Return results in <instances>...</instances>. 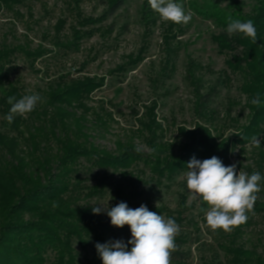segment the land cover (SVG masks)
<instances>
[{
	"label": "trees",
	"instance_id": "trees-1",
	"mask_svg": "<svg viewBox=\"0 0 264 264\" xmlns=\"http://www.w3.org/2000/svg\"><path fill=\"white\" fill-rule=\"evenodd\" d=\"M42 1L46 7L48 0ZM61 1L67 5L73 22L68 28L67 19L57 20L53 37L48 38L57 49L55 52L42 45L33 49L28 44L23 47L0 43V117L4 130L0 133V264H102L95 245L113 241L112 237L120 234L131 235V232L127 225L123 228L112 226L107 213L93 214L94 205L90 200L103 199L114 184L113 207L125 202L130 208H138L144 203L145 195L138 190V175L145 176L149 171L156 186L167 183L174 186L188 171L187 164L193 157L204 160L216 156L225 166H230L235 164L232 156L238 151L242 160L236 163V169L249 175L258 171L262 176L259 184L264 185V0H248L252 5L248 13L236 3L227 8L200 7L191 3L196 15L215 27L211 41L218 53L226 57V69L214 72L192 58L188 59L185 80L192 88L198 123L192 129H177V137L182 143L175 153L174 146L165 139L163 124L157 123V101L144 106L142 115L135 113L139 127L132 131L127 141L117 139L113 152L95 144V136L90 133L92 128L108 130V120L112 121L110 114H104V107L100 109L102 114L89 105L92 96L106 86L105 77L85 76L70 80L60 76L35 92L11 81L20 58L31 71L41 75L46 71H40L38 63L46 65L78 54L84 43L95 36L111 38L115 27L104 24L126 5L127 0H105L107 9L98 18L87 17L81 12L84 0ZM26 2L0 0V12H12L23 19L18 8L25 7ZM140 10L138 19L144 26L142 46L136 53L124 56L123 62L109 71V75L126 78L137 71L147 59L154 29L160 26L164 52L162 68L150 79L152 85L157 86L172 80L177 72L182 24L162 21L148 0ZM28 14L33 19L31 8ZM230 19L252 20L257 29L256 43L241 33L229 36L226 27ZM126 29L124 26L122 31ZM207 74L216 76L215 85H206L204 76ZM235 79L239 82L237 89L244 103L228 101L226 116L221 120L220 113L213 107L216 93L218 88L230 89ZM257 92L261 95L259 106L250 102ZM33 93H38L42 101L26 117L17 115L12 123H8L4 118L11 107L7 97L14 96L19 100ZM234 107H241L236 118L231 117ZM245 113L246 124L240 125L239 120ZM91 115L93 122L89 120ZM231 123L237 128L225 138L222 127ZM253 135L261 138L260 147L251 145ZM134 137L144 140L150 150L148 155L137 151ZM95 171L98 172L95 186L85 185L86 175ZM116 177L118 181L111 182ZM179 185L184 191L179 194L182 211L176 212L178 221L193 208L186 207V182ZM144 205L150 211L173 218L174 213L164 207L156 209ZM201 208H207V205L200 201L197 210L203 220ZM253 212L263 215L264 202H255ZM250 224H241L231 232L214 231L216 247H207L210 254L201 257L199 264H264V248L254 245L249 249L244 242L243 228ZM178 248L172 253L171 260L174 264H186L192 257L191 247L188 252Z\"/></svg>",
	"mask_w": 264,
	"mask_h": 264
},
{
	"label": "rangeland",
	"instance_id": "rangeland-1",
	"mask_svg": "<svg viewBox=\"0 0 264 264\" xmlns=\"http://www.w3.org/2000/svg\"><path fill=\"white\" fill-rule=\"evenodd\" d=\"M104 1L84 0L81 5V12L87 17L98 18L107 9ZM144 2L145 0H127L126 5L104 24L115 27L111 38L95 36L91 41L84 43L82 51L78 54H72L68 58H56V61L46 65H42V62L38 63L37 68L40 71H46V73L36 75L29 69L25 60L20 58L11 81L35 92L42 90L48 82L56 81L60 76H67L70 80L85 76L105 77L106 86L92 96L89 105L96 112L102 114L104 112L105 115L110 114L112 121L108 120V130L100 131L98 128L91 127L93 130L90 133L95 136L93 140L95 144L113 152L117 139L127 141L126 139L131 136L132 131L139 127L136 124L135 113L140 112L142 115L144 110L141 109L144 106H149L152 102L157 101V123L163 124L166 130L165 139L174 146V153L177 152V148L182 143V140L177 137V129H192L191 127L198 123V118L193 109L195 98L192 94V88L189 82L185 80L188 59L192 58L199 64L211 68L214 72L226 69L224 64L226 57L218 53L211 41V35L216 33L215 27L197 16L191 8V3L200 7L216 5L221 8H227L231 3H236L238 6H242L246 13L252 10V5L248 0H176V2L183 4L186 13L191 11L192 19L189 23L182 24L183 35L179 38L182 48L177 59V72L172 80L154 86L150 79L155 78L162 68L161 61L164 56V52H162V28L160 26L154 29L147 59L137 71L130 73L126 78L109 75V71L114 70V67L123 62L124 56L136 53L142 46L144 26L140 24L138 16ZM45 5L46 7L43 6L42 0H27L25 7L18 8L20 14L24 16L23 19L17 18L12 12L2 10L0 12V43L23 47L28 44L33 49L42 45L55 52L57 49L53 47L48 38L53 37V28L57 20L60 18L67 19V27L69 28L73 22V17L71 12L67 10L64 1L48 0ZM29 8H31L33 19L29 17ZM124 26H127L125 32L122 31ZM204 80L207 86L217 83L216 76L211 74L205 75ZM238 86L239 82L235 79L230 89L218 88L213 107L220 113L221 120L226 116L228 101L241 102L243 105L244 99L238 92ZM101 107H104L103 112L100 111ZM240 112L241 107H234L231 117L236 118ZM246 116L247 113L239 120L240 125L246 124ZM89 120L93 122L94 116L91 115ZM1 121L2 118L0 117V133L4 131ZM236 128L234 123L222 127L224 137H230ZM134 140L137 148L143 154L148 155L150 150L144 140L137 137H134ZM241 160L239 152L236 151L232 156V163L236 164ZM239 171L237 169V172ZM97 173L95 171L87 174L88 180L85 185L95 186ZM138 176L140 181L137 182V187L139 191L145 193L144 203L156 209L166 208L174 213L172 216L177 220L178 214L176 212L182 211L179 194L184 191L179 183L186 182L185 176L178 178V183L174 186H169L167 183L161 187L156 186L151 181L149 171L145 176ZM115 181H118L117 177L111 182ZM113 186L114 184L107 190L103 199L95 197L90 200V203L95 206L103 204L105 207H113L115 205L112 196ZM260 188L261 191L256 194V202L263 203L264 185L260 184ZM187 196L186 207L191 208L193 206V208L191 211H186L179 221L177 220L181 231L176 236L175 243L180 251L188 252L191 247L192 257L186 264H199L201 257L210 254L207 247H216L215 232L203 223L205 218L202 220L198 215L197 209L200 206V200H191L188 189ZM105 213L102 212V214ZM247 215L246 224L251 222L249 226L243 228L245 232L244 242L247 248L250 249L254 245L264 248V214L250 212ZM162 216L169 218L165 213ZM112 239L113 241L123 240L127 244L131 235L120 234L112 237ZM185 241H188L189 244L184 245ZM127 247L130 250L131 245L128 244ZM171 264H174L172 260Z\"/></svg>",
	"mask_w": 264,
	"mask_h": 264
},
{
	"label": "clouds",
	"instance_id": "clouds-1",
	"mask_svg": "<svg viewBox=\"0 0 264 264\" xmlns=\"http://www.w3.org/2000/svg\"><path fill=\"white\" fill-rule=\"evenodd\" d=\"M148 4L163 21L187 24L192 19L191 11L186 13L183 4L176 0H148ZM226 32L229 36L241 33L254 43L257 41V29L252 20L230 19ZM41 101L38 93L24 95L19 100L8 96L7 103L11 107L4 118L12 123L17 115L26 117ZM250 102L259 106L260 93L257 92ZM250 142L252 146L260 147L261 138L253 135ZM187 169L184 176L190 199L200 200L207 205L200 211L204 213L208 228L231 232L247 222V214L253 212L257 200L256 194L261 191L259 182L262 176L258 171L251 175L237 172L236 164L225 166L216 156L204 160L193 157ZM99 205L92 207L93 214L106 212L112 226L123 228L127 225L131 232L127 244L123 240H115L95 245L102 264H171L172 253L177 248L175 238L181 231L174 218H165L150 211L144 204L134 209L125 202L111 208ZM128 244L131 245L130 250Z\"/></svg>",
	"mask_w": 264,
	"mask_h": 264
}]
</instances>
